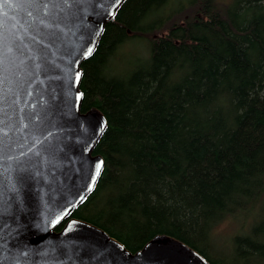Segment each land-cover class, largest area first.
<instances>
[{
  "label": "trees",
  "instance_id": "trees-1",
  "mask_svg": "<svg viewBox=\"0 0 264 264\" xmlns=\"http://www.w3.org/2000/svg\"><path fill=\"white\" fill-rule=\"evenodd\" d=\"M173 1L125 0L82 62L103 169L55 231L76 219L131 254L166 235L209 264H264V0ZM136 43L144 57L122 53Z\"/></svg>",
  "mask_w": 264,
  "mask_h": 264
},
{
  "label": "water",
  "instance_id": "water-1",
  "mask_svg": "<svg viewBox=\"0 0 264 264\" xmlns=\"http://www.w3.org/2000/svg\"><path fill=\"white\" fill-rule=\"evenodd\" d=\"M124 1L0 0V264H209L166 235L131 254L81 220L55 231L103 169L80 66Z\"/></svg>",
  "mask_w": 264,
  "mask_h": 264
},
{
  "label": "rangeland",
  "instance_id": "rangeland-1",
  "mask_svg": "<svg viewBox=\"0 0 264 264\" xmlns=\"http://www.w3.org/2000/svg\"><path fill=\"white\" fill-rule=\"evenodd\" d=\"M182 0H174L172 2V5L170 6L169 10L167 11V13L169 11H171L172 9H174ZM218 1H222V0H218ZM193 16V11L190 13H186L184 14L182 17L183 18H191ZM181 19V18H179ZM179 19H176V21H179ZM126 52L127 54L130 55H138L141 57H144L147 53H148V49L147 47L142 44V43H136L135 45L132 44H128V46H126L125 48H123L122 53ZM237 230H239V225L238 222L236 220H234L233 218L230 219H226L224 221H221V223L219 224L218 228H217V232H220V240L224 239L223 235H228V234H232L235 233ZM246 233V230L244 231L243 234ZM215 243V249L216 250H225L226 248L222 246V244H220L216 239L214 240Z\"/></svg>",
  "mask_w": 264,
  "mask_h": 264
},
{
  "label": "snow or ice",
  "instance_id": "snow-or-ice-1",
  "mask_svg": "<svg viewBox=\"0 0 264 264\" xmlns=\"http://www.w3.org/2000/svg\"><path fill=\"white\" fill-rule=\"evenodd\" d=\"M119 3H120V0H115V3H114L113 6L115 7V6H117ZM91 50H92L91 48H89V49L87 50L89 54H91ZM96 172H97V175H98V174H99V167H97ZM57 222H58V221H57Z\"/></svg>",
  "mask_w": 264,
  "mask_h": 264
}]
</instances>
